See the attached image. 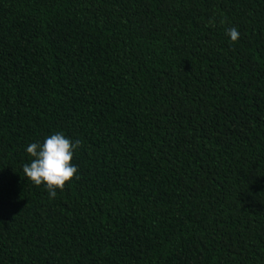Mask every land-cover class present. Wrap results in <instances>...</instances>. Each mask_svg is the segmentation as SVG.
<instances>
[{
	"label": "trees",
	"instance_id": "trees-1",
	"mask_svg": "<svg viewBox=\"0 0 264 264\" xmlns=\"http://www.w3.org/2000/svg\"><path fill=\"white\" fill-rule=\"evenodd\" d=\"M0 264H264V0H0Z\"/></svg>",
	"mask_w": 264,
	"mask_h": 264
},
{
	"label": "clouds",
	"instance_id": "clouds-1",
	"mask_svg": "<svg viewBox=\"0 0 264 264\" xmlns=\"http://www.w3.org/2000/svg\"><path fill=\"white\" fill-rule=\"evenodd\" d=\"M226 35L232 42H236L239 32L231 28ZM79 146L78 140L73 141L60 132L47 136L42 143H29L26 152L30 163H26L22 169L26 180L36 187L43 186L49 199H54L57 191H62L66 183L77 174V166L72 160Z\"/></svg>",
	"mask_w": 264,
	"mask_h": 264
}]
</instances>
